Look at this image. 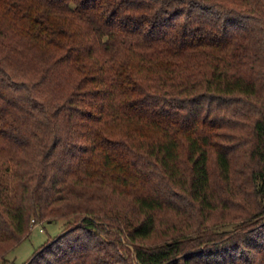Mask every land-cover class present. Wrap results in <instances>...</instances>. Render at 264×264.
Listing matches in <instances>:
<instances>
[{"label": "trees", "instance_id": "16d2710c", "mask_svg": "<svg viewBox=\"0 0 264 264\" xmlns=\"http://www.w3.org/2000/svg\"><path fill=\"white\" fill-rule=\"evenodd\" d=\"M264 264V0H0V263Z\"/></svg>", "mask_w": 264, "mask_h": 264}, {"label": "rangeland", "instance_id": "374dc122", "mask_svg": "<svg viewBox=\"0 0 264 264\" xmlns=\"http://www.w3.org/2000/svg\"><path fill=\"white\" fill-rule=\"evenodd\" d=\"M66 228L64 220L35 222L30 233L16 246L0 264H25L36 250L47 240L55 238Z\"/></svg>", "mask_w": 264, "mask_h": 264}, {"label": "built area", "instance_id": "2783aa9c", "mask_svg": "<svg viewBox=\"0 0 264 264\" xmlns=\"http://www.w3.org/2000/svg\"><path fill=\"white\" fill-rule=\"evenodd\" d=\"M32 224H35V223L33 222V220H32Z\"/></svg>", "mask_w": 264, "mask_h": 264}]
</instances>
